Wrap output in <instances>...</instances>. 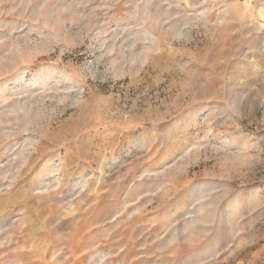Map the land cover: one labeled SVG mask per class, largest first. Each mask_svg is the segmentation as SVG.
I'll return each mask as SVG.
<instances>
[{
    "label": "rangeland",
    "instance_id": "obj_1",
    "mask_svg": "<svg viewBox=\"0 0 264 264\" xmlns=\"http://www.w3.org/2000/svg\"><path fill=\"white\" fill-rule=\"evenodd\" d=\"M0 264H264V0H0Z\"/></svg>",
    "mask_w": 264,
    "mask_h": 264
}]
</instances>
